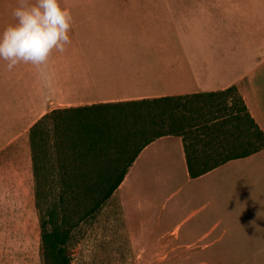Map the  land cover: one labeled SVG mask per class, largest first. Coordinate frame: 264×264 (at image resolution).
<instances>
[{"label": "crops", "instance_id": "crops-1", "mask_svg": "<svg viewBox=\"0 0 264 264\" xmlns=\"http://www.w3.org/2000/svg\"><path fill=\"white\" fill-rule=\"evenodd\" d=\"M242 1L248 0H123L119 7L88 2L62 6L73 17L71 43L63 52L53 51L39 68L20 63L9 71L0 62V191L33 184L29 132L57 109L236 86L264 133V24L244 23ZM15 7H0V30L14 23ZM227 184L239 190L248 185L264 197V149L192 178L182 137L164 136L144 147L113 196L125 210L124 194L135 185L161 193L177 189L171 195L183 192L181 199L190 202L200 198L206 204L172 233L179 236L183 229L185 234L199 231L207 237L226 218L218 205ZM238 206L242 209L235 221L264 222V215H247V201ZM235 235L241 247L264 255V231L240 229Z\"/></svg>", "mask_w": 264, "mask_h": 264}, {"label": "trees", "instance_id": "trees-1", "mask_svg": "<svg viewBox=\"0 0 264 264\" xmlns=\"http://www.w3.org/2000/svg\"><path fill=\"white\" fill-rule=\"evenodd\" d=\"M164 136L182 137L192 178L264 149L236 86L57 109L31 127L43 264H70L74 230L113 196L144 147Z\"/></svg>", "mask_w": 264, "mask_h": 264}, {"label": "rangeland", "instance_id": "rangeland-1", "mask_svg": "<svg viewBox=\"0 0 264 264\" xmlns=\"http://www.w3.org/2000/svg\"><path fill=\"white\" fill-rule=\"evenodd\" d=\"M122 1L60 0V3L65 6L88 2L119 7ZM17 4L18 0H0V7ZM242 7V14L247 15L245 24H264V0L242 1ZM176 190L161 193L151 188L138 190L135 185L123 197L127 212L117 196H112L95 217L74 230L69 244L70 264H264V255L255 254L251 247H241L235 239L240 229L263 232L264 222L243 223L233 218L242 209L238 203L244 201L248 203L247 215H264V205H261L264 197L257 196L259 191L248 185L239 190L227 184L222 203L218 205L226 217L224 222L207 232V237L203 235L205 232L188 235L183 229L175 237L173 229L192 211L206 204L200 198L191 202L181 199L183 192L172 196ZM40 237L34 179L32 185L22 190L0 191V264H43ZM187 244L191 248H186ZM174 245L185 247L174 251Z\"/></svg>", "mask_w": 264, "mask_h": 264}, {"label": "clouds", "instance_id": "clouds-1", "mask_svg": "<svg viewBox=\"0 0 264 264\" xmlns=\"http://www.w3.org/2000/svg\"><path fill=\"white\" fill-rule=\"evenodd\" d=\"M11 15L14 23L0 30V62L9 71L20 63L44 66L71 43L72 13L60 0H18Z\"/></svg>", "mask_w": 264, "mask_h": 264}]
</instances>
